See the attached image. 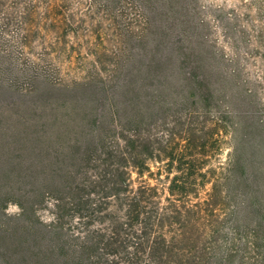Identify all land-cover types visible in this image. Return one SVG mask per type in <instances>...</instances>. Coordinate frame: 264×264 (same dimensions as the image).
Wrapping results in <instances>:
<instances>
[{
	"label": "trees",
	"instance_id": "trees-1",
	"mask_svg": "<svg viewBox=\"0 0 264 264\" xmlns=\"http://www.w3.org/2000/svg\"><path fill=\"white\" fill-rule=\"evenodd\" d=\"M133 1L153 25L157 9ZM1 53L0 157L3 143L28 151L0 159L13 170L0 190V264H264L256 221L264 206L235 157L236 117L174 42H157L145 62L118 63L106 78L95 70L69 83ZM221 133L232 153L215 164ZM162 167L174 173L168 196L142 180ZM48 202L45 224L38 212Z\"/></svg>",
	"mask_w": 264,
	"mask_h": 264
},
{
	"label": "rangeland",
	"instance_id": "rangeland-1",
	"mask_svg": "<svg viewBox=\"0 0 264 264\" xmlns=\"http://www.w3.org/2000/svg\"><path fill=\"white\" fill-rule=\"evenodd\" d=\"M144 4L157 9L153 25L133 0H0V53L11 49L24 62L41 63L58 82L69 83L88 78L96 74L95 70L106 78L118 63L134 58L145 62L141 54L157 42H174L189 61L204 67L220 110L228 109L235 115V157L255 177L257 207L262 208L264 0H145ZM164 32L167 38H163ZM131 50L139 56H131ZM221 136L212 158L215 164L226 163L232 153L230 145L225 144L226 140L230 142V135ZM2 145L5 153L1 157L5 159L28 151L12 144L9 148L17 149L12 153L5 143ZM8 169H0L2 191L5 184L13 183V176H8L13 170ZM152 171L158 170L152 166ZM168 176L171 179L174 173L170 175L162 167L161 175L151 179L146 174L142 180L157 185L163 196H168ZM132 178L136 185L137 174ZM209 189L201 192L202 200L208 198ZM51 209L48 202L38 212L45 224L53 220ZM5 212L15 216L19 208L10 203ZM240 221L245 222V217ZM256 221L263 222L264 216L258 213Z\"/></svg>",
	"mask_w": 264,
	"mask_h": 264
}]
</instances>
